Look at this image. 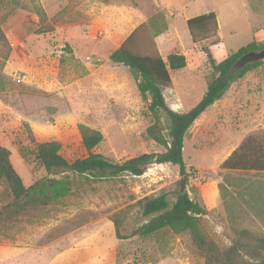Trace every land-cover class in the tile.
<instances>
[{
    "label": "rangeland",
    "instance_id": "rangeland-1",
    "mask_svg": "<svg viewBox=\"0 0 264 264\" xmlns=\"http://www.w3.org/2000/svg\"><path fill=\"white\" fill-rule=\"evenodd\" d=\"M208 11L216 14V36L194 43L186 18ZM0 18L8 43L0 54V144L26 186L45 171L20 147L55 139L64 157H83L80 125L101 132L93 151L112 161L164 150L146 134L154 118L137 77L109 60L128 36L134 53L185 56L163 89L176 111L193 107L206 89L212 65L204 47L218 62L251 41L264 45V0H0ZM249 136L264 142V59L183 140L186 192L205 207L201 229L220 246L235 228L264 235V171L221 165ZM182 175L169 162L145 165L140 175H69L62 198L0 228V264H203L185 231L115 236L114 217L128 234L146 221L138 201L161 191L173 199Z\"/></svg>",
    "mask_w": 264,
    "mask_h": 264
},
{
    "label": "trees",
    "instance_id": "trees-1",
    "mask_svg": "<svg viewBox=\"0 0 264 264\" xmlns=\"http://www.w3.org/2000/svg\"><path fill=\"white\" fill-rule=\"evenodd\" d=\"M0 18V54L6 55L8 43L1 28ZM187 30L194 43L215 38L217 19L214 11L203 12L186 19ZM48 30H36L37 33ZM128 36L121 45L109 54V60L128 67L137 77V89L142 96L149 98L148 110L154 120L146 127L147 136L164 148L157 153L141 154L124 161H112L93 149L103 140L101 132L79 126L81 142L87 151L83 157L66 158L61 152V143L55 139L30 140L33 146L20 147L23 158L32 159L44 169L45 175L25 185L10 161V152L0 144V228L17 219L33 208L52 204L62 198L69 190V175H83L94 179L117 177L129 173L140 175L145 166L140 165L156 158L157 163L169 162L179 167L185 174L186 167L182 157L184 136L188 128L204 110L219 100L231 83L246 72L257 67L262 60L246 64L238 70L230 71L231 65L244 52L259 49L251 41L215 62L208 48H203L212 65V75L200 100L186 111L171 109L165 100L163 89L171 81V72L185 67L186 59L182 53L170 52L165 58L159 54H138L129 50ZM160 115L164 116L165 122ZM228 169L264 171V142L253 137L245 138L222 162ZM168 193L147 195L138 201L140 214L146 218L128 234L121 233L123 219L113 218L115 236L125 239L131 236L147 238L161 230L185 231L203 258V264H264V235H257L245 228H235L230 242L226 246L218 245L202 229L201 217L206 209L192 200L187 192L178 190Z\"/></svg>",
    "mask_w": 264,
    "mask_h": 264
},
{
    "label": "water",
    "instance_id": "water-1",
    "mask_svg": "<svg viewBox=\"0 0 264 264\" xmlns=\"http://www.w3.org/2000/svg\"><path fill=\"white\" fill-rule=\"evenodd\" d=\"M264 59V46L259 49L249 50L242 53L231 65L230 71H235L240 69L241 67L245 66L246 64L256 62L258 60ZM156 158L149 159L144 161L140 166L143 167L148 164H156ZM178 191L181 194L186 192V174H183L178 182Z\"/></svg>",
    "mask_w": 264,
    "mask_h": 264
},
{
    "label": "crops",
    "instance_id": "crops-1",
    "mask_svg": "<svg viewBox=\"0 0 264 264\" xmlns=\"http://www.w3.org/2000/svg\"><path fill=\"white\" fill-rule=\"evenodd\" d=\"M187 18H189V17H187ZM187 18H186V19H187ZM172 109L175 110V108H172ZM3 251H4V250H0V252H3ZM1 261H2V259H1Z\"/></svg>",
    "mask_w": 264,
    "mask_h": 264
}]
</instances>
